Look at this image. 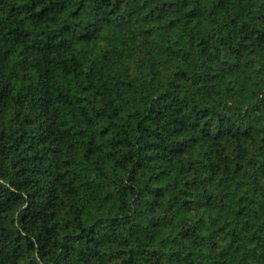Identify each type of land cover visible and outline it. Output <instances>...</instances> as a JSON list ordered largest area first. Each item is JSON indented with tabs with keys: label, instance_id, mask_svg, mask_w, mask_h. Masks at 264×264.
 <instances>
[{
	"label": "clouds",
	"instance_id": "clouds-1",
	"mask_svg": "<svg viewBox=\"0 0 264 264\" xmlns=\"http://www.w3.org/2000/svg\"><path fill=\"white\" fill-rule=\"evenodd\" d=\"M50 3H0V264H264V0Z\"/></svg>",
	"mask_w": 264,
	"mask_h": 264
},
{
	"label": "trees",
	"instance_id": "trees-1",
	"mask_svg": "<svg viewBox=\"0 0 264 264\" xmlns=\"http://www.w3.org/2000/svg\"><path fill=\"white\" fill-rule=\"evenodd\" d=\"M3 0H0V3H2ZM65 0H51L50 5L48 6V9L46 10H53V9H59L64 6ZM15 31V30H13ZM11 35V32L9 33Z\"/></svg>",
	"mask_w": 264,
	"mask_h": 264
}]
</instances>
